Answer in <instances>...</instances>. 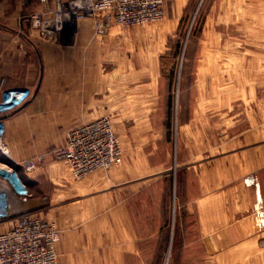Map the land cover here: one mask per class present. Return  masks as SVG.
I'll return each instance as SVG.
<instances>
[{"label": "rangeland", "instance_id": "obj_1", "mask_svg": "<svg viewBox=\"0 0 264 264\" xmlns=\"http://www.w3.org/2000/svg\"><path fill=\"white\" fill-rule=\"evenodd\" d=\"M35 5V0H4L0 10L27 21ZM163 10L159 18L131 25L113 21L105 26L85 17L76 23L73 36L50 39L63 52L54 51L43 65L45 77L30 87L53 92L38 97L29 109L34 94L17 112L21 121L14 122L10 136L8 130L17 159L41 158L30 174L17 168L19 177L34 198H46L35 211L54 221L60 232L74 228L72 221L86 235L92 231L88 227L99 226L95 219L109 214L110 192L117 204L132 205L140 229L152 225L150 215L158 217V205L164 217L167 203L168 245L162 249L143 240L146 254L118 257L116 264H264V216H257L264 193L258 178L257 187L250 183L254 173L243 181L256 192L258 257L232 253L218 259L206 255L198 240L195 255L170 247L178 218L175 202L185 197L183 182L187 185L188 177L195 176H190V166L194 170L196 160L222 152L247 121H261L264 135V0H164ZM2 18L12 27L17 22ZM102 117L119 142V159L76 177L55 150L65 144L69 131ZM206 141L212 149L209 145L206 150ZM174 176L182 192L177 198L170 192L165 201L164 186H171ZM128 186L131 190L125 191ZM139 232L145 235L143 229ZM71 259L75 262L76 256L68 255L67 262ZM79 261L91 264L90 257Z\"/></svg>", "mask_w": 264, "mask_h": 264}, {"label": "crops", "instance_id": "obj_2", "mask_svg": "<svg viewBox=\"0 0 264 264\" xmlns=\"http://www.w3.org/2000/svg\"><path fill=\"white\" fill-rule=\"evenodd\" d=\"M35 1L37 7L39 1ZM36 7L35 9L38 8ZM19 15L16 12L4 15L2 9L0 10V76H6L7 80L15 81L18 85L33 86L37 84L38 79L45 77L46 70L43 65L49 62L48 59L52 58L54 51L63 52L62 45L50 43L49 38L33 30L29 24L30 19L21 21ZM2 17L17 21V25L12 27L5 24ZM52 92L53 89L49 88L37 91L35 89L37 98L29 109L36 106L38 97L50 95ZM18 111L19 109L6 118L9 140L12 125L15 121H21ZM247 122L248 125L242 134L233 139V142H226L227 147L222 146V152L215 156L211 153L210 157L206 155L205 158L195 161L194 170L191 166L188 169L190 176H193V172L195 176L188 177L187 185L183 182V186L187 188H184L185 197L183 200L178 197L175 202V214H178V218L174 220L171 249L175 247L177 252L183 255H195L198 240L203 243L206 255L218 259L232 253L259 256L260 233L253 214L256 192L244 183L243 177L254 173L264 193V135L260 131L261 121ZM209 145L212 149V142L206 141V150ZM28 178L30 183L31 177ZM180 186L174 176L172 185L164 186V200L166 201L170 192L177 198L176 195L181 191ZM129 187L131 186L125 187L124 190H131ZM109 195V214L97 217L95 220L100 225L88 227L92 231L87 235L86 231L82 233L79 229L78 221L71 222L75 224L74 228L70 226L61 229V241L58 244L60 264H81L79 259L82 256L90 257L91 264H109L110 260L112 264H116L118 257L125 259L126 255L139 256L144 253L143 248L148 250L147 245H142L143 240H153L162 249L166 243L168 245L170 236L166 227V202L164 217L161 215L162 207L158 205V217L155 215L154 219L150 215L152 225L142 228L145 234L142 236L139 232L142 229L134 223L132 205L127 202L117 204L113 200L114 193L110 192ZM45 199L34 198L31 194L20 201L18 208L37 211ZM7 226L8 222L3 223L0 230ZM175 239H178L177 243ZM68 255L76 256V261L71 259L67 262Z\"/></svg>", "mask_w": 264, "mask_h": 264}, {"label": "built area", "instance_id": "obj_3", "mask_svg": "<svg viewBox=\"0 0 264 264\" xmlns=\"http://www.w3.org/2000/svg\"><path fill=\"white\" fill-rule=\"evenodd\" d=\"M4 0H0V6ZM30 19L33 30L49 39L63 41L85 17L100 19L105 26L116 21L121 25L144 23L163 14L164 0H38ZM101 15V16H100ZM34 96L28 85H9L0 76V264H57L61 232L55 222L42 218L35 210L19 209L20 201L30 197L17 168L30 174L37 169L38 156L17 159L7 139L6 118ZM120 147L105 118L72 129L65 144L55 150L72 173L82 174L117 163ZM257 187V177L249 176ZM257 216H264L262 198H258Z\"/></svg>", "mask_w": 264, "mask_h": 264}, {"label": "bare ground", "instance_id": "obj_4", "mask_svg": "<svg viewBox=\"0 0 264 264\" xmlns=\"http://www.w3.org/2000/svg\"><path fill=\"white\" fill-rule=\"evenodd\" d=\"M98 20H100V19H98ZM102 22V21H101ZM73 36V35H72ZM52 222H54V221H52Z\"/></svg>", "mask_w": 264, "mask_h": 264}]
</instances>
